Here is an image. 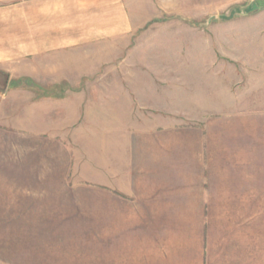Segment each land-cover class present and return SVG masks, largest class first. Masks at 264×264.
I'll return each instance as SVG.
<instances>
[{"label": "rangeland", "instance_id": "obj_1", "mask_svg": "<svg viewBox=\"0 0 264 264\" xmlns=\"http://www.w3.org/2000/svg\"><path fill=\"white\" fill-rule=\"evenodd\" d=\"M127 4L142 27L88 76L0 69V264H119L126 239L138 264H264V6ZM152 137L175 156L169 196L150 200Z\"/></svg>", "mask_w": 264, "mask_h": 264}, {"label": "crops", "instance_id": "obj_2", "mask_svg": "<svg viewBox=\"0 0 264 264\" xmlns=\"http://www.w3.org/2000/svg\"><path fill=\"white\" fill-rule=\"evenodd\" d=\"M142 24L141 17L131 11L127 0H0V69L20 70L21 74L17 76L54 79L49 83H55L56 79L61 78L88 76L86 73L75 72L84 71L86 64L96 59L95 56H101L102 60V54H109L110 45L117 42L124 44ZM162 139H158L160 145L155 148L152 137L147 143L148 148L138 152L149 157L141 169H144L142 176L147 175L151 183L148 187L151 190L150 200L169 196V191L166 194L164 192L169 188L168 175L174 167L175 154L173 149H168L167 139ZM133 164L128 163L126 174L134 184L139 179L134 170L140 167L135 168ZM206 168L201 173H205L202 180L204 185L200 188L203 199L207 198L206 185L210 183L207 176L211 173ZM248 171L246 167L240 172L244 174V182H248ZM177 189L174 192L175 198L182 200L187 197V193L179 191L180 187ZM208 196L211 197L209 193ZM170 204L167 201L161 203L167 207ZM149 205L155 206L151 201ZM167 207L164 208V215ZM154 209H149V215L156 220L158 213H154ZM127 211L120 212L118 209V217H114V214L112 221L120 222L123 214L131 215L135 210L130 207ZM124 243L127 247L122 252L121 242L118 241L117 254L123 255L125 260L118 258L119 264H138L141 259L137 257L135 243H128L127 239Z\"/></svg>", "mask_w": 264, "mask_h": 264}, {"label": "water", "instance_id": "obj_3", "mask_svg": "<svg viewBox=\"0 0 264 264\" xmlns=\"http://www.w3.org/2000/svg\"><path fill=\"white\" fill-rule=\"evenodd\" d=\"M255 4L258 6H264V0H255Z\"/></svg>", "mask_w": 264, "mask_h": 264}]
</instances>
